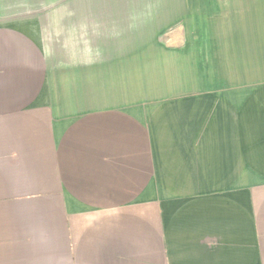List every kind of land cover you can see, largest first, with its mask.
<instances>
[{
    "label": "crops",
    "instance_id": "1",
    "mask_svg": "<svg viewBox=\"0 0 264 264\" xmlns=\"http://www.w3.org/2000/svg\"><path fill=\"white\" fill-rule=\"evenodd\" d=\"M0 264H264V0H0Z\"/></svg>",
    "mask_w": 264,
    "mask_h": 264
}]
</instances>
